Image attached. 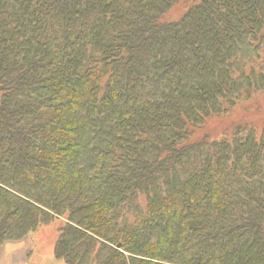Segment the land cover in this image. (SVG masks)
I'll list each match as a JSON object with an SVG mask.
<instances>
[{
  "label": "trees",
  "instance_id": "1",
  "mask_svg": "<svg viewBox=\"0 0 264 264\" xmlns=\"http://www.w3.org/2000/svg\"><path fill=\"white\" fill-rule=\"evenodd\" d=\"M259 91L264 0H0V249L264 264V128L193 139Z\"/></svg>",
  "mask_w": 264,
  "mask_h": 264
},
{
  "label": "rangeland",
  "instance_id": "2",
  "mask_svg": "<svg viewBox=\"0 0 264 264\" xmlns=\"http://www.w3.org/2000/svg\"><path fill=\"white\" fill-rule=\"evenodd\" d=\"M185 10V3L179 2L168 10L165 19L178 20ZM240 125L253 126L258 134L261 133L264 128V91L255 92L224 113L207 118L193 139L208 136L211 140H220L232 134ZM141 201L145 204L143 198ZM58 225V222L52 221L21 241L5 244L0 249V264H69L55 256Z\"/></svg>",
  "mask_w": 264,
  "mask_h": 264
}]
</instances>
